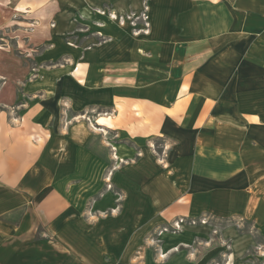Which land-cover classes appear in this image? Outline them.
<instances>
[{
    "label": "crops",
    "instance_id": "crops-1",
    "mask_svg": "<svg viewBox=\"0 0 264 264\" xmlns=\"http://www.w3.org/2000/svg\"><path fill=\"white\" fill-rule=\"evenodd\" d=\"M141 3L20 0L44 19L34 43L51 46L38 62L52 65L20 80L23 103L0 78V264H24L21 239L38 228L64 243L67 264H155L132 257L139 237L182 216L240 218L264 237V0H150L140 36L89 24L107 20L94 9ZM19 103L24 116L11 117ZM95 112L107 113L97 130ZM110 140L127 161L112 179L123 200L91 223L77 214L105 184Z\"/></svg>",
    "mask_w": 264,
    "mask_h": 264
},
{
    "label": "rangeland",
    "instance_id": "rangeland-1",
    "mask_svg": "<svg viewBox=\"0 0 264 264\" xmlns=\"http://www.w3.org/2000/svg\"><path fill=\"white\" fill-rule=\"evenodd\" d=\"M141 2V9L128 12H117L111 7L94 9L92 11L94 15L107 20L97 19L96 22L89 24L95 28H104L107 22V26L130 28L133 36H140L136 32L137 29H143V16L147 14L150 21V0H141ZM19 3L20 0H0V78L10 81V84L16 87L20 102L23 103L28 99L20 80L25 81L24 83L33 82L37 79V70L52 64L38 62L39 55L51 46L34 43L35 36L39 33L36 30H40L38 24V28L36 27V21L42 23L44 19L35 18L34 14L25 12L24 7L19 6ZM50 25L51 22L48 24L49 28ZM87 25L78 26L77 32L89 31ZM94 32L96 36L102 38L101 43L105 41L106 37L104 38L100 31L97 33L93 29ZM18 106L10 109L11 117L24 116L27 106H22L21 103ZM98 115H107V113H96L91 115L92 118L86 116L89 124H91L90 120L94 123ZM92 128L97 130L98 126L94 123ZM107 146V158L108 160L110 158L112 163L101 178L105 184L103 183L99 191L93 192L92 189L88 204L81 206L83 210L79 215L77 214L80 219L90 220L91 223L116 214L120 209L119 203L123 200L120 192L116 191L112 179L116 168H120L127 161L115 157L113 152L116 150L115 142L110 140ZM151 148L158 158L163 156V152H159L162 146L154 145ZM105 193L117 196V208H109V205L102 208L98 205ZM146 231V235L139 237L136 251L131 253L132 257L139 261L149 259L155 264H227L228 261L229 264H264V237L258 232L254 223L240 218L220 220L209 214L195 217L182 216ZM21 240L24 248L28 247L26 252L28 259L24 264H67L72 260L70 254L64 250L67 249L64 243L59 242L47 230L38 228L36 235ZM34 244H37L35 245L37 247H33ZM35 253H40L41 258L36 257ZM75 264L87 263L75 258Z\"/></svg>",
    "mask_w": 264,
    "mask_h": 264
},
{
    "label": "built area",
    "instance_id": "built-area-1",
    "mask_svg": "<svg viewBox=\"0 0 264 264\" xmlns=\"http://www.w3.org/2000/svg\"><path fill=\"white\" fill-rule=\"evenodd\" d=\"M143 18H144L143 29H137V32H136L137 35H139V34L140 35H147L150 32L151 24H150V21H149V16L147 14H145L143 16Z\"/></svg>",
    "mask_w": 264,
    "mask_h": 264
}]
</instances>
